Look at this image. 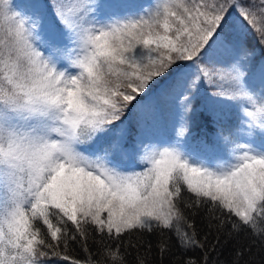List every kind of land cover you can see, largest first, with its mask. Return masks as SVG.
<instances>
[{
    "label": "snow or ice",
    "instance_id": "6c2138e0",
    "mask_svg": "<svg viewBox=\"0 0 264 264\" xmlns=\"http://www.w3.org/2000/svg\"><path fill=\"white\" fill-rule=\"evenodd\" d=\"M251 34L264 46V0H0V264L68 261L70 242L85 264H128L132 249L148 264L153 247L171 250L165 230L185 250L227 230L235 264H250L264 247V52ZM168 103L161 145L146 133Z\"/></svg>",
    "mask_w": 264,
    "mask_h": 264
},
{
    "label": "trees",
    "instance_id": "16d2710c",
    "mask_svg": "<svg viewBox=\"0 0 264 264\" xmlns=\"http://www.w3.org/2000/svg\"><path fill=\"white\" fill-rule=\"evenodd\" d=\"M126 2L134 5H147L149 0H126ZM135 2V3H134ZM249 46H255L256 50V58L260 59L261 53L264 52V46H261L259 41L256 39L255 34H251L248 38ZM207 93H202V95H206ZM171 104V103H170ZM169 104V105H170ZM166 105V104H165ZM162 105L159 115L163 117V121H160L159 131L165 136V141L170 140L173 135V122H174V114H168L167 108L169 105ZM203 106V101L201 100L196 104L197 111H201ZM165 118V119H164ZM171 119V121H169ZM129 120L132 122L134 126V119H132L131 113L129 114ZM229 120H233V118H229ZM228 120V121H229ZM205 127L202 124L194 125L191 130L192 135V145H195V140H198L200 137L205 136ZM208 132L213 131V129L208 128ZM194 219L195 229L199 234L201 239L204 238L207 228L203 221V213L197 215ZM43 227V226H42ZM69 227L71 225L69 224ZM91 227V226H89ZM46 231V228H43ZM165 233L172 240V248L171 250L161 258L159 251L153 247L150 254L147 255L148 264H181V262L189 257L198 261V264H203V260L205 255H207V264H235L236 261V252L235 249L237 247L236 238L229 237L228 231L225 230L222 233H212L211 239L207 242L208 247L207 250H203L200 248L195 249H182L177 244L174 235L171 232L165 230ZM219 239V242H216V239ZM139 239V237H137ZM144 239L146 241H151L153 245H155L157 239H159V230L152 234L145 233ZM249 243V241H245V244ZM87 245L89 250L95 255L97 253L98 244L91 237L87 241ZM215 245V247H213ZM66 254L70 257L68 261L64 260H56V264H71L72 260L79 261L80 264H85V261L88 258V253L84 251V248L79 242H70L66 248ZM139 255L141 257L145 256V252L143 249H140ZM97 259H100L99 255H96ZM128 264H138L137 261V251L132 249L130 254L127 257ZM244 261H250V264H261V261L264 260V247H261L259 244H255L250 253H246ZM243 264V261L241 262Z\"/></svg>",
    "mask_w": 264,
    "mask_h": 264
},
{
    "label": "rangeland",
    "instance_id": "374dc122",
    "mask_svg": "<svg viewBox=\"0 0 264 264\" xmlns=\"http://www.w3.org/2000/svg\"><path fill=\"white\" fill-rule=\"evenodd\" d=\"M14 3L19 7L20 10H29L32 4V0H14ZM135 3V2H134ZM170 103L166 104L169 105ZM165 105V106H166ZM167 108V113L168 114H174L175 109L172 104H170ZM165 119V118H164ZM234 119V118H233ZM160 121H163V117L161 115H158L157 120L152 124V126L147 130L146 137L148 140L153 141V142H159L161 145L165 144V136L162 135V133L159 131L160 127ZM171 121V119H169ZM232 121L229 120L228 123L224 124V127L227 128L228 124L231 123ZM190 148H194L195 145H192V143L189 145ZM142 167L138 170H142Z\"/></svg>",
    "mask_w": 264,
    "mask_h": 264
}]
</instances>
